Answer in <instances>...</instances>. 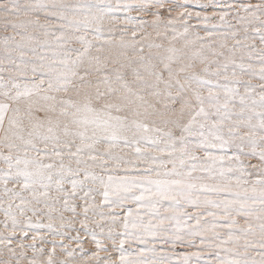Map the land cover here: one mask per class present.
Returning a JSON list of instances; mask_svg holds the SVG:
<instances>
[{
  "label": "snow or ice",
  "instance_id": "6c2138e0",
  "mask_svg": "<svg viewBox=\"0 0 264 264\" xmlns=\"http://www.w3.org/2000/svg\"><path fill=\"white\" fill-rule=\"evenodd\" d=\"M0 264H264V0H0Z\"/></svg>",
  "mask_w": 264,
  "mask_h": 264
}]
</instances>
